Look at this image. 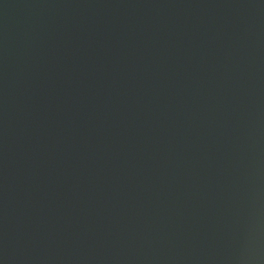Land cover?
<instances>
[{"label": "water", "instance_id": "1", "mask_svg": "<svg viewBox=\"0 0 264 264\" xmlns=\"http://www.w3.org/2000/svg\"><path fill=\"white\" fill-rule=\"evenodd\" d=\"M0 264H264V0H0Z\"/></svg>", "mask_w": 264, "mask_h": 264}]
</instances>
